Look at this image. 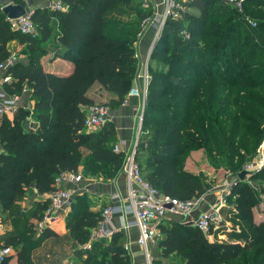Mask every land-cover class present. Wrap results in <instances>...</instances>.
<instances>
[{
  "label": "trees",
  "instance_id": "16d2710c",
  "mask_svg": "<svg viewBox=\"0 0 264 264\" xmlns=\"http://www.w3.org/2000/svg\"><path fill=\"white\" fill-rule=\"evenodd\" d=\"M10 1L18 4L23 0ZM61 1L67 6L66 11L34 10L36 36L12 30L0 4V63L11 56L8 44L14 40L24 44L22 54L28 58V64L17 61L7 71L13 80L5 89L10 95H20L27 87L34 101V117L39 122L36 131H27V110L20 107L12 118L4 114L0 125V208L10 211L11 217L19 212L14 207L18 198L30 189L51 192L56 177L64 172L77 173L83 166L86 176L101 174L111 179L124 162L123 154L113 150L115 128L111 122L98 132L85 129L86 108L95 104L88 92L98 83L118 97L110 106L125 100L138 72L136 44L141 25L154 15V6L149 0ZM262 7L264 0L245 2L244 11L256 18L255 27L247 25L246 15L221 0H193L186 4L181 19H167L152 58L164 65L149 66L151 79L136 151L142 177L163 195L189 200L206 194L212 187L185 170L183 158L199 147V138L204 139L202 132L206 130L198 128L202 115L203 122L220 119L219 109L212 105L218 100L215 88L226 97L230 93L236 95L234 109L241 110L243 106L237 100L245 98L264 110V101L253 94L264 88ZM50 51L74 64L69 75L44 70L41 59ZM207 89L213 95L206 96ZM243 110L251 118L235 111L239 120L233 119L235 133L229 140L233 156L238 136L243 145L250 142V147L259 142L254 143L248 135L261 138L259 128L264 124V116L252 108ZM176 111H187L188 115L180 119ZM154 113L161 117L155 118ZM185 126L190 128L189 134L184 132ZM208 126L215 132L216 145L223 147L213 121ZM251 180L253 183L239 182L228 198L230 206L224 209L227 218L240 226L239 232L230 234L236 243L211 242L196 226L169 221L160 226L162 264H226L256 248L261 249L258 255H264V220L255 221L253 211L264 194V167L252 174ZM256 180L263 183L260 189L254 183ZM49 204L48 201L37 206L39 219ZM73 216L74 212L67 226L84 244L90 231L98 226L101 214L89 212L86 207L75 220ZM27 223L22 229H28ZM27 233L24 237L15 233L6 238L7 245H22L18 264H33L31 252L36 242L26 238ZM119 238L120 234L114 235L107 246H103V241L94 243L85 264H130Z\"/></svg>",
  "mask_w": 264,
  "mask_h": 264
},
{
  "label": "crops",
  "instance_id": "0c3cea01",
  "mask_svg": "<svg viewBox=\"0 0 264 264\" xmlns=\"http://www.w3.org/2000/svg\"><path fill=\"white\" fill-rule=\"evenodd\" d=\"M53 1L54 0H28L27 2L29 3V10H36L51 8L50 5ZM149 2H151V4L154 6V9L158 13L163 11V0H149ZM8 3H11V1L0 0L2 7ZM155 33V27L149 26L139 38V41L136 44V52L139 64H142L145 61L147 52L151 48V44L154 40ZM23 49L24 44L20 43L18 40L11 41L8 44V50L11 52V55H14L18 62L28 64L27 56L22 54ZM41 64L45 71L57 75H69L74 69V64L71 61L56 57L52 51L42 57ZM7 71V69H0V101H3L1 95H4V98L11 96L5 89L6 84L10 82H4L3 80L8 74ZM138 86V82L135 81L133 87ZM101 88L102 86L96 83L88 92V96L95 102L93 106H96L99 100L96 98L97 96L92 93L94 90ZM24 91L22 94H18L20 99L18 102L17 111L21 107L30 112V115L27 116L25 120V129L27 131L34 132L39 127V122L34 117V101L32 99V93L27 87L24 88ZM102 92H107L109 99L118 101V97L115 94L104 89ZM105 95L106 94H104V96ZM106 100L104 101L106 102ZM141 105V98L128 94L125 100L119 105L114 107L109 105L108 107L109 122H111L115 128V140L113 142V147L116 144L119 145L124 157L133 148L134 141L137 136L139 127L138 119L141 111ZM88 109L89 107L86 108V111H88ZM15 113H8L9 117L12 118L13 114ZM2 119L3 115H0V125L2 124ZM122 168L115 177L106 179L101 174L99 176L84 175L83 166H81L79 172L76 174L82 175V181L77 183L65 182L62 184L64 189L73 192V200L71 204L60 212V215L56 221L52 222L49 227H46L43 230L39 229V223L43 218L39 219L40 212H38L37 206H42L45 204V202H48L49 195L52 191L47 193H39L35 189L28 190L22 197L15 201L14 207L19 211L16 215L11 217L9 216L10 211L5 212L0 208V225L2 227L1 232L3 234L1 236L2 241L6 243V238L15 233L24 237L25 232L28 231L25 237L28 239L31 238L33 242H36V248H34L31 252V261L33 264H85V261L88 258V254L91 252L94 243L103 241V246H107L112 241L114 235L117 236V234H120L119 243L122 244L127 251L130 264H147L143 250L137 243L139 236L138 228L135 225L124 228V224L127 225L126 222L131 223L133 221L132 216L130 215L126 217V222L124 223L119 215H114L112 217L110 226L119 229L118 232H116L112 237L94 242H91L90 239H88V241L84 244H81L74 237L73 233L67 226V220L69 217H71L73 212L74 218L72 217V220H75V217L81 213V209L83 210V208L86 207H88L89 212L101 214L102 210L106 206L110 204H119L120 200L125 199L127 194V181ZM115 194L119 196V199L112 198ZM214 202V199L207 195L206 202L204 203L202 210L196 211L191 217L167 214L159 225V229L162 224H166L169 221H176L182 224H192L195 226V222L199 218L201 212L204 209H209L211 206H213L216 203ZM17 216L23 220H16L15 217ZM26 223L28 229L24 230L22 228ZM17 225H19V231L16 232L15 230ZM160 239L157 243L149 244V254L152 258V264H162L164 262L161 258L162 250L159 246ZM10 245L13 247L15 254L5 264H18V252L22 245ZM98 254H100V252Z\"/></svg>",
  "mask_w": 264,
  "mask_h": 264
},
{
  "label": "built area",
  "instance_id": "2783aa9c",
  "mask_svg": "<svg viewBox=\"0 0 264 264\" xmlns=\"http://www.w3.org/2000/svg\"><path fill=\"white\" fill-rule=\"evenodd\" d=\"M28 1V0H23ZM193 0H163V11L158 13L156 10L151 18L145 21L146 26H154L156 33L152 42L148 57L152 54L153 46L160 38L163 27L167 19L172 18L179 20L185 13L186 6L184 3H189ZM228 6L243 13L245 10L246 0H221ZM13 3V2H11ZM15 4V3H13ZM51 9L58 11H66L67 6L61 0H54L51 2ZM3 9V7H2ZM34 10H28L26 15L18 19H8L11 29L21 32L22 34L37 35V27L35 26L32 15ZM255 27L254 20L249 21ZM136 57L137 53H136ZM17 62L16 57L11 55L5 62L0 63V69L9 70ZM148 59L142 64H139L138 74L135 81L138 82V87H133L129 94L131 96H138L142 99L144 105L149 81L151 79L149 74ZM4 82H11L13 77L7 74L3 79ZM134 81V83H135ZM24 91V90H23ZM25 92V91H24ZM0 101V115L15 113L18 109L19 95H11ZM143 113L144 111L141 110ZM143 115V114H142ZM142 117H139V127L137 136L134 141L133 148L124 157L123 172L127 181V194L125 199L120 200L119 204H110L106 206L101 213V220L97 227L90 233V241L94 242L105 238L112 237L118 228L111 227L110 222L114 215H119L123 223L126 222L127 216H132L131 223L124 224V228L135 225L138 228L139 236L137 243L143 250L147 264H152V258L149 254V244L157 243L160 239L159 225L167 214H175L191 217L196 211L202 210L206 202L207 194H202L193 197L189 200H180L170 196L163 195L157 188L151 185L147 180L142 177L141 168L136 160V151L139 142V137L142 129ZM109 121V108L104 105H96L89 107L84 121L85 129L88 131H98L102 129ZM114 152L122 153L119 145L113 147ZM261 155L253 160L251 164L246 166L245 170L250 176L264 167V148L261 149ZM82 175L73 172H64L58 175L54 182V189L49 195V206L45 211L42 221L39 223V229L43 230L49 227L52 222L56 221L60 212L68 207L73 200V192L62 187L65 182H80ZM240 180V179H239ZM239 182V181H238ZM234 185H236L234 183ZM231 192V184H225L220 191V195L216 204L209 209H204L195 226L206 236L209 241L215 242V238L223 236L225 228H229L228 221L225 220L224 209L228 206L227 200ZM113 199H119L115 194ZM2 227L0 225V264H5L13 257L15 251L11 245H7L2 241ZM232 231V230H231ZM221 242V241H218Z\"/></svg>",
  "mask_w": 264,
  "mask_h": 264
},
{
  "label": "rangeland",
  "instance_id": "374dc122",
  "mask_svg": "<svg viewBox=\"0 0 264 264\" xmlns=\"http://www.w3.org/2000/svg\"><path fill=\"white\" fill-rule=\"evenodd\" d=\"M144 4H147V3H144ZM186 4L188 3H184L185 6ZM260 10L264 12V7H262ZM160 13L162 12H159V14ZM243 15H246V21L248 23L247 25H250L251 27H253L249 21L250 20L256 21L255 20L256 18H253L251 15L246 14L245 11L243 12ZM141 28H142V33L140 34L139 38L142 36V34L148 28V26L142 23ZM154 47L155 46H153L152 54L148 57V54L150 51L149 49L146 55V59L149 60L148 67L150 65H152L151 67L158 66V65L163 66L164 64L162 61H158L157 59L152 60ZM159 56L161 57V55ZM151 67H149V72H150ZM263 89L258 90V91H253V94L259 95V98L262 101H264V96L262 95L261 97L260 95ZM102 90H103L102 88L96 89L92 93V94H95L97 96L96 98L99 100L98 104L96 105H104V106L109 107V105L111 104V101H114V100L109 99V95L107 94V92L103 93ZM208 90L210 89H207V92H205L206 96H210L211 94L208 92ZM215 90H216L215 92L213 91L215 95V99L218 98V100L215 101V103L212 102V105L216 109H219L220 112L218 113V117H220V119L217 120V119L211 118L210 120L203 122L204 118L202 115V118H200L198 122L199 123L198 128L202 129V131L206 130V133L202 132L204 135L203 136L204 139L199 138L196 141L199 147L197 149L190 150L188 152V155L186 156V158H183V165H184L185 170L189 171L190 173L194 175L200 176L207 184H210L212 186L206 194L209 197H212V199H214L215 202H217L219 195H220V191L223 188V186L225 184H231V192H230V195H231L233 189L237 187L239 182H241L239 180V174L243 171H246L245 170L246 166L251 164L255 158L260 156L262 154L261 149L264 148V124H262L259 128V134L261 138H251V135H248V138H250V140H252L254 143L255 141L259 142L257 146L255 147L247 146L250 142H246V145H243L242 140H240V136H238V139H236L237 141L236 155L233 156V154H231L232 147L229 144V140L230 138H234L233 135L235 133V128H234L235 125L233 124V119L236 118V120H239L238 118L239 115H237L238 113L235 111L238 110L240 111L241 115L251 118V114L243 110L244 107L252 108L254 111L260 113L263 116H264V110L261 109V107L257 105L256 103H254L253 101H250L249 99H245V98L243 99L240 98L239 100H237V102L243 106L241 110L239 108L234 109L233 104L234 102H236V95L230 93L226 97L222 95L221 89L215 88ZM225 92H227V90H225ZM104 94L106 95L104 96ZM104 100H106L107 103ZM161 104L163 103L161 102ZM219 104H221V106L218 107ZM145 109H146V100H145L144 105L143 103L141 105V110L145 112ZM144 112L142 113L140 111L139 117L144 116ZM176 112H177L176 113L177 117L180 119L185 118V114H187V111H184V112L176 111ZM201 113H206V111H201ZM212 115H213V112H212ZM153 116L155 118L161 117L160 114H156V113H154ZM188 119L189 118H187L186 122L188 121ZM211 121H213L214 126L217 128L218 137H220L222 140L220 141V144L223 147H218L216 145L217 142L213 138V135H215V132H213V130H211L212 128L208 126V123ZM239 123L243 125L241 123V120L239 121ZM142 124H143V117H142ZM251 128L253 129L254 127L251 126ZM150 130H154V127H151ZM189 131H190V128L188 126H185L184 132L186 134H189ZM92 132H98V131H92ZM143 136H146V134ZM83 174H84V171H83ZM89 175H92V172ZM92 176H99V174L92 175ZM103 177L105 178V176ZM242 182L253 183V181L251 180V176L249 174L245 176V179ZM234 183L236 185H234ZM254 183L256 184V186H258V189H260L259 185L261 186L263 184L259 180L254 181ZM260 197L261 198L258 204L254 207V210H253L255 221L257 222H261L262 220L260 219H264V194H261ZM225 206H230L228 203V200ZM224 215H225V220L228 221L227 223L229 225L230 230L228 228H225V230L223 231L224 235L215 238V241L236 242V239L231 238L230 234H232L234 231L239 232L240 226L230 221L227 218L225 211H224ZM260 250L261 249L256 248L252 251L245 252L237 260L227 262L226 264H264V255L262 253H259L260 256L258 255V252Z\"/></svg>",
  "mask_w": 264,
  "mask_h": 264
},
{
  "label": "water",
  "instance_id": "95a60500",
  "mask_svg": "<svg viewBox=\"0 0 264 264\" xmlns=\"http://www.w3.org/2000/svg\"><path fill=\"white\" fill-rule=\"evenodd\" d=\"M29 3L27 1H22L18 4L8 3L5 6H3V12L7 16V19H18L24 15H26ZM27 115H30V112L27 111ZM247 175L246 171H243L239 174L240 181H243L245 179V176Z\"/></svg>",
  "mask_w": 264,
  "mask_h": 264
}]
</instances>
